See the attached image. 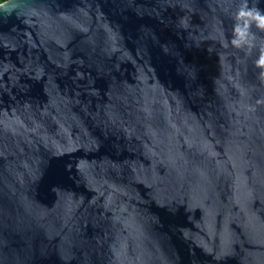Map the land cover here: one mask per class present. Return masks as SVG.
Instances as JSON below:
<instances>
[{
  "label": "water",
  "instance_id": "1",
  "mask_svg": "<svg viewBox=\"0 0 264 264\" xmlns=\"http://www.w3.org/2000/svg\"><path fill=\"white\" fill-rule=\"evenodd\" d=\"M243 3L4 1L0 264H264V30L232 45Z\"/></svg>",
  "mask_w": 264,
  "mask_h": 264
},
{
  "label": "clouds",
  "instance_id": "2",
  "mask_svg": "<svg viewBox=\"0 0 264 264\" xmlns=\"http://www.w3.org/2000/svg\"><path fill=\"white\" fill-rule=\"evenodd\" d=\"M3 3L4 0H0V6H2ZM236 20L238 22L234 25V39L231 43L237 48L248 43L250 35L249 29L252 23H255L258 28L264 30V12H261L259 9L250 8L247 0H244V3L238 10ZM239 21H243V23ZM254 63L256 67L261 69L259 77L261 80H264V50H261Z\"/></svg>",
  "mask_w": 264,
  "mask_h": 264
},
{
  "label": "trees",
  "instance_id": "3",
  "mask_svg": "<svg viewBox=\"0 0 264 264\" xmlns=\"http://www.w3.org/2000/svg\"><path fill=\"white\" fill-rule=\"evenodd\" d=\"M5 1V0H4Z\"/></svg>",
  "mask_w": 264,
  "mask_h": 264
}]
</instances>
